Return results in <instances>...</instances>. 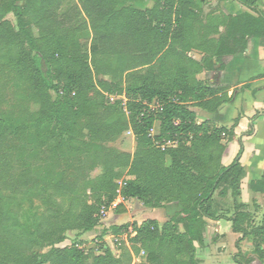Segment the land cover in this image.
<instances>
[{
    "label": "trees",
    "instance_id": "obj_1",
    "mask_svg": "<svg viewBox=\"0 0 264 264\" xmlns=\"http://www.w3.org/2000/svg\"><path fill=\"white\" fill-rule=\"evenodd\" d=\"M209 1L77 0L71 17L64 6L72 0H0V103L8 85L16 89L14 110L0 112V264H132L140 253L139 264H199L196 250L219 220L240 236L236 264H264V213L256 224L259 207L241 201V145L222 165L236 124H198L192 110L214 113L229 102L197 76L244 52L247 39L264 40V0H235L248 11L228 17L217 38L199 14ZM77 14L85 20L72 27ZM104 93L124 96L125 108ZM155 123L154 140L174 146H153ZM129 130L133 155L108 146ZM28 147L46 156L42 165L26 160ZM123 176L131 178L121 190L125 202L179 211L161 226L149 219L105 229L87 251L78 241L59 247L68 233L98 228L100 208L116 198ZM249 189L264 195V175ZM129 227L131 247L123 243L115 256L104 239ZM244 241L251 255L241 252Z\"/></svg>",
    "mask_w": 264,
    "mask_h": 264
},
{
    "label": "crops",
    "instance_id": "obj_2",
    "mask_svg": "<svg viewBox=\"0 0 264 264\" xmlns=\"http://www.w3.org/2000/svg\"><path fill=\"white\" fill-rule=\"evenodd\" d=\"M247 11L235 0H210L202 6L199 14L203 20L207 18L210 23L208 30L213 31V38H217L224 33L228 17H236ZM188 56L200 61L203 55L192 51ZM197 79L210 89L220 90V94H226L229 99L214 113L196 108L192 110L200 112L196 113L198 124L209 121L217 128H230L236 124L235 140L227 142L222 165L226 167L235 159L241 145L240 164L245 172L241 201L253 208L261 206L260 209L264 195L252 192L249 185L264 175V40L247 39L244 52L225 59L222 65L215 62L214 71H203ZM231 226L232 223L226 220L210 224L205 245L196 250L199 264H236L233 245L240 236L232 233ZM214 238L216 240L212 242ZM240 250L243 252L241 247Z\"/></svg>",
    "mask_w": 264,
    "mask_h": 264
},
{
    "label": "rangeland",
    "instance_id": "obj_3",
    "mask_svg": "<svg viewBox=\"0 0 264 264\" xmlns=\"http://www.w3.org/2000/svg\"><path fill=\"white\" fill-rule=\"evenodd\" d=\"M76 1L77 0H72L71 3H68L64 6V8H69L71 6V8H69V12H68L71 17L74 16L73 11L76 10V7H77L75 4ZM136 7L141 9V10H144V8H145L144 5H138V4L136 5ZM77 15L78 16H76V18L72 19V24H71L72 27H77V26L81 25V23L85 20L84 17L81 16L80 14H77ZM8 19L11 22H14V17L12 15H9ZM91 39H92V34L89 31L84 33V39L82 41H80L82 44H84L83 49L85 47L86 48L88 47L87 49L90 48ZM19 87H20L19 89H22L24 86L21 84V86H19ZM15 90L16 89L12 85H8L7 91H9V92L6 93V97L4 98V101L2 103H0V112H2V111L12 112L14 110L12 108H13V104L15 102V97H12L10 95V93L12 95H14ZM107 96H110V95L104 93V95H103L104 99H107L108 98ZM111 96H116V95H111ZM121 105L124 108L123 99L121 100ZM156 105L161 106L158 103H155V106ZM32 110H35V109H32ZM196 113L199 114L200 112L197 110ZM125 114L127 115L126 112H125ZM159 131H160V125H159V123H155L153 126V129L149 133L150 137L153 139V142H154L153 146L157 149H160L159 143H162L164 146H166L165 147L166 149L172 147L171 145H167L165 141H163V142L158 141L157 142V140H154V138L159 134ZM108 146L110 148L117 150V151L126 152V153L133 155V153L135 151L134 136L130 130L126 131L125 133L120 135L118 138H116L115 142L108 144ZM25 158L32 165H42L44 163V160L46 159V156L44 154H40L36 149H34L32 147H28L26 149ZM97 172H98V170H95L92 173V175H95ZM130 179L131 178L129 176H123L122 178L116 180L115 183L117 181H122V180L128 182V181H130ZM87 193H89V192H87ZM260 205H262L263 207L260 208L258 211L253 209V212L255 213V219L254 220H255L256 224H260V221L262 219V215L264 213V201L261 202ZM122 206L125 209L124 213H116V212L109 213L107 218H105L102 222H100V225L98 226V228L94 232L88 233V234H77L75 232L68 233L67 240L58 246L61 248L70 247L74 241H78V244L81 247H84L85 250L87 251L93 247V245H94L95 241L98 239L100 233L105 229L108 230L114 226L121 227L125 224L140 225L143 221L149 220V219L157 221L158 224L161 226L164 223H166L167 221H169V217L174 216L179 211L178 206H173V207H170L169 209H166V208H162V209L159 208V209H154V210L146 209V208H144V206L141 203H139L136 200H129L127 202H124V204H122ZM259 207H261V206H259ZM130 228L131 227H129V229ZM180 231H182V230H180ZM125 234L126 233H124L120 236H123ZM205 237H206V234H205ZM127 242H128V240H127ZM225 242H227V241H225ZM123 243H124L123 247L130 249L131 245L129 244V242L127 244L125 242H122V244ZM106 244L109 246L110 250L112 251V253L115 256L119 255L121 248L113 246V240L112 239L106 240ZM226 244H228V243H226ZM233 246L235 248V251H236L235 255H236L238 252V249L235 247V244ZM240 247H241V249H243L242 253L245 254L246 256L252 254L253 250H252V246H251L250 242L245 241V242L240 244ZM143 257H144V253H140L139 256H134L132 264L141 263L143 260Z\"/></svg>",
    "mask_w": 264,
    "mask_h": 264
},
{
    "label": "built area",
    "instance_id": "obj_4",
    "mask_svg": "<svg viewBox=\"0 0 264 264\" xmlns=\"http://www.w3.org/2000/svg\"><path fill=\"white\" fill-rule=\"evenodd\" d=\"M107 100L110 104H114L115 102H118V101H121L123 99V106L125 108V104H126V98L124 96H107ZM158 106H152L150 105L149 108L151 110H155L157 109ZM126 111V110H124ZM177 124V123H176ZM167 145H171V146H174L175 143L174 142H170V141H165ZM164 142V143H165ZM159 146H160V149L162 151H165L166 150V146H164L162 143H159ZM116 185H117V196L116 198L113 200V202H111L110 204L108 205H104L100 208V212H99V218H100V221L102 222L105 218H107L108 214L109 213H113L115 212L118 207L122 204H124V199L122 198L121 196V190L127 185V182L122 180V181H117L116 182ZM128 236H133V231L131 230V228L128 230V232L123 235V236H118V237H113V236H108L106 237L104 240L106 242V240L108 239H112L113 240V246H116V247H121L122 246V242H125L126 244L128 243L127 240H128ZM95 243H97L95 241ZM77 248L79 249H82V250H85L84 247H81V246H77Z\"/></svg>",
    "mask_w": 264,
    "mask_h": 264
}]
</instances>
